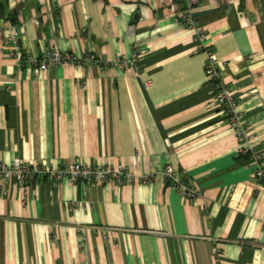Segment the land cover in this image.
Listing matches in <instances>:
<instances>
[{"label":"crops","instance_id":"1","mask_svg":"<svg viewBox=\"0 0 264 264\" xmlns=\"http://www.w3.org/2000/svg\"><path fill=\"white\" fill-rule=\"evenodd\" d=\"M10 23L35 56H138L35 76L5 44ZM208 51L264 155V0H0V161L80 158L155 174L91 186L79 208L70 203L84 189L67 180L27 192L0 183V264H264V183L215 103ZM168 163L202 195L181 197Z\"/></svg>","mask_w":264,"mask_h":264},{"label":"built area","instance_id":"2","mask_svg":"<svg viewBox=\"0 0 264 264\" xmlns=\"http://www.w3.org/2000/svg\"><path fill=\"white\" fill-rule=\"evenodd\" d=\"M179 18L195 30L198 50L206 49L208 34L203 28L197 26L196 18L191 13L186 12L180 13ZM83 32H86V30L83 29ZM4 36L6 46L11 49V55L18 57L20 66H29L35 76L49 72L64 64L99 66L102 69L113 67L124 68L132 64L138 56V53H135L132 57L117 55L114 59H106L94 53H86L79 56L75 51L62 50L58 47L49 49L40 56H35L24 52L21 31L14 24H8ZM206 69L208 77L215 87V103L221 107L223 114L228 119L231 128L240 142L239 153L251 156L257 166L254 175L258 181L264 183V155L255 150L256 142L254 136L248 131V124L244 115L239 110L238 99L221 76L218 57L213 51H208ZM162 174L168 184L174 187L181 197L194 201L202 195L201 188L184 180L175 170L172 163L164 166ZM154 178L155 174L136 175L128 170L123 163H88L80 158L59 166H54L51 163H32L21 159L11 162L0 161V183L2 185L16 183L25 192L34 183L43 180L52 183L67 180L72 184L82 185L84 198L72 201L70 205L74 208L91 206V201L89 200V188L91 186H101L106 183L123 185L133 182L134 179H138L143 183H151ZM51 237L56 240L52 234Z\"/></svg>","mask_w":264,"mask_h":264}]
</instances>
